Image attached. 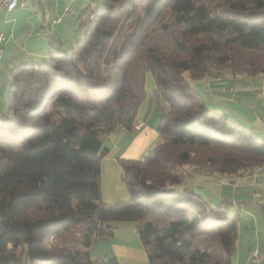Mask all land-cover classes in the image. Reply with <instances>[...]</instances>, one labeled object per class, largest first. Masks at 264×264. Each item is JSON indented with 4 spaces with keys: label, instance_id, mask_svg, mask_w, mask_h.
<instances>
[{
    "label": "trees",
    "instance_id": "obj_1",
    "mask_svg": "<svg viewBox=\"0 0 264 264\" xmlns=\"http://www.w3.org/2000/svg\"><path fill=\"white\" fill-rule=\"evenodd\" d=\"M82 17L72 49L10 71L0 264H120L91 250L123 222L135 223L150 264H235L240 213L190 181L198 169L253 175L264 138L211 110L191 82L264 76V0H103ZM149 73L159 139L143 159L120 161L130 199L106 204L105 143L135 130Z\"/></svg>",
    "mask_w": 264,
    "mask_h": 264
},
{
    "label": "crops",
    "instance_id": "obj_2",
    "mask_svg": "<svg viewBox=\"0 0 264 264\" xmlns=\"http://www.w3.org/2000/svg\"><path fill=\"white\" fill-rule=\"evenodd\" d=\"M102 1L27 0L24 8L18 6L12 12L2 11L0 33L4 35L5 41L0 46V100L5 99L11 85L9 76L14 66L42 63L48 59L50 49H65L70 43L61 26L64 21L62 16H72V28L75 29L78 22L82 21L81 16L84 20L93 18V13ZM58 18L62 21H57ZM75 23L77 25L74 28ZM196 87L204 95L211 110L226 114L230 120L255 127L264 138V76L261 79H249L224 75L218 79L200 81ZM153 88L154 84L138 111L135 130L132 132L118 128L105 143L108 154L101 163L100 187L102 200L106 204L130 199L120 161L143 159L159 139L160 114L149 99ZM195 176L204 177L196 171L193 180ZM205 178L210 180L209 176ZM200 180L190 181V187L198 186L213 194L226 196L240 213V221H246L245 228L251 234L252 241L246 243L238 238L234 263L256 264L252 260V252L258 248L263 256L259 264H264V167L253 175L225 176L222 180L215 178L217 183L212 181L210 186L200 183ZM240 228L239 222V232ZM91 251L94 258L104 261L116 258L120 264H150L136 225L131 222L117 223L113 236L94 243Z\"/></svg>",
    "mask_w": 264,
    "mask_h": 264
},
{
    "label": "rangeland",
    "instance_id": "obj_3",
    "mask_svg": "<svg viewBox=\"0 0 264 264\" xmlns=\"http://www.w3.org/2000/svg\"><path fill=\"white\" fill-rule=\"evenodd\" d=\"M72 9V7H70ZM69 8V9H70ZM66 12H68V10ZM88 16V15H87ZM61 19V18H60ZM62 19H64L63 23L61 24L63 30H64V34L65 36H67L66 38L68 39V41L70 42L67 47H65V49L67 48H71V45H72V41H74L75 39H77L78 37H82V33L80 32L81 28L79 27L80 23L78 22V26L75 28V26L77 25V23L74 24V28H72V23L74 22L73 19H72V16H62ZM62 21V20H61ZM67 32V33H66ZM72 52V51H71ZM44 64V63H42ZM41 64V65H42ZM240 77V76H239ZM262 76H259L258 79H261ZM249 79H253V78H249ZM197 82H191L192 85H196ZM154 84V80H153V76L151 73L147 74V77H146V92H148L150 90V88L152 87V85ZM10 88V87H9ZM154 89V88H153ZM152 89V91H153ZM199 90V89H198ZM151 91V92H152ZM0 116L1 117H9L10 116V109H9V106H8V101L6 99H3V100H0ZM197 171V173H202L204 175L203 178H197L195 176V181H199L200 179V183H207L211 184V182H215L217 183V181L215 180V178L219 179V180H222L224 179L225 176H222V175H218V174H213L212 172L208 171V170H203V169H198V170H195ZM207 173V174H205ZM210 178V180H206L205 177H208ZM215 180V181H214ZM212 182V183H213ZM126 202V201H125ZM245 225H246V221L243 219L240 221V232L238 231V238L240 237L243 241H245L246 243H249L250 240L252 241V236L251 234L248 232V229L247 227L245 228ZM241 234V235H240ZM257 250V253L260 254V252L258 251V248L255 249L254 251ZM260 259L262 260L263 256L260 254Z\"/></svg>",
    "mask_w": 264,
    "mask_h": 264
},
{
    "label": "built area",
    "instance_id": "obj_4",
    "mask_svg": "<svg viewBox=\"0 0 264 264\" xmlns=\"http://www.w3.org/2000/svg\"><path fill=\"white\" fill-rule=\"evenodd\" d=\"M18 6L26 7L27 6V0H0V13L2 11L12 12L15 10ZM61 19L58 18L57 21H60ZM5 37L3 34L0 33V46L4 43ZM0 58H1V52H0ZM260 254L256 251L252 252V260L254 263L259 264L261 262Z\"/></svg>",
    "mask_w": 264,
    "mask_h": 264
}]
</instances>
